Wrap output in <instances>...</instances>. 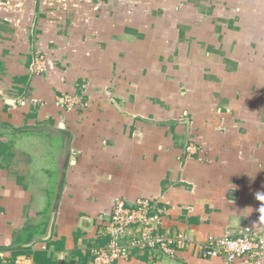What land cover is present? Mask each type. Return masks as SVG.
Instances as JSON below:
<instances>
[{"label":"crops","instance_id":"crops-1","mask_svg":"<svg viewBox=\"0 0 264 264\" xmlns=\"http://www.w3.org/2000/svg\"><path fill=\"white\" fill-rule=\"evenodd\" d=\"M59 130L51 237L16 247L44 231ZM119 198L157 233L264 232V0H0V264H88ZM162 255L112 264H227Z\"/></svg>","mask_w":264,"mask_h":264},{"label":"built area","instance_id":"built-area-1","mask_svg":"<svg viewBox=\"0 0 264 264\" xmlns=\"http://www.w3.org/2000/svg\"><path fill=\"white\" fill-rule=\"evenodd\" d=\"M43 60L42 57L38 58ZM38 70H44L42 64ZM74 98H69V106ZM23 102V101H22ZM149 202L138 199L129 206L124 199H115L108 211H102L101 235L106 237L102 245L91 248L92 259L88 264H112L132 255L134 249L143 252L158 250L172 256L176 249L194 242L204 257H221L227 264H260L264 257V232L250 225L243 226L237 233L207 234L193 241L185 232L173 234L157 233L156 215H150Z\"/></svg>","mask_w":264,"mask_h":264},{"label":"water","instance_id":"water-1","mask_svg":"<svg viewBox=\"0 0 264 264\" xmlns=\"http://www.w3.org/2000/svg\"><path fill=\"white\" fill-rule=\"evenodd\" d=\"M60 127H64L63 123H60ZM62 134L66 135L64 141L62 142L60 149L55 150L54 154V163L52 164L51 170L54 172L53 174V180L54 182L51 185V188L49 190V197L47 201V208L45 212V224L44 231L42 233H37L34 235V237L24 243L16 244V247H31L35 243L39 241H48L52 234L55 214H56V205L59 200L60 196V189L63 181V175L65 168L67 164L69 163V155H70V139L71 135L69 132L64 130H59ZM158 251V250H155ZM161 257H163L165 260L173 261L175 262L172 257L163 254Z\"/></svg>","mask_w":264,"mask_h":264}]
</instances>
